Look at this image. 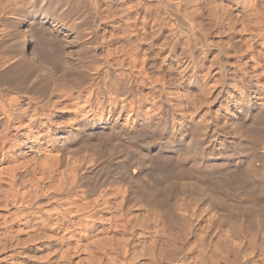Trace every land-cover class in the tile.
Instances as JSON below:
<instances>
[{
    "label": "bare ground",
    "instance_id": "bare-ground-1",
    "mask_svg": "<svg viewBox=\"0 0 264 264\" xmlns=\"http://www.w3.org/2000/svg\"><path fill=\"white\" fill-rule=\"evenodd\" d=\"M78 1L80 2V0ZM78 1L76 3L74 0H0V46L1 45L7 46L6 48L7 52H5L4 54L2 53L0 54L1 55L0 56V174L5 175V180L10 184L11 189H13V195L11 197L14 196L15 198H18V200L22 199L21 203L25 204L24 206L30 209L31 207H35V206L39 207L40 205L48 202V200L52 199L54 195L55 197L58 196L57 194H61L62 196L67 195L69 196V198H71L70 195L72 194L76 195L77 199L79 198L80 201L77 200L68 201L69 199H67L68 197L66 196L67 204L65 203L66 207L63 205V207L65 208H62L64 210L62 211L63 215L60 219V222H59V218H57L59 222V224H56L57 227L60 228V230H62L61 228H63L64 231L65 228L67 230L68 228L74 226L75 219L73 218L78 214L80 215V213L86 214L85 216L90 217L95 221L97 219H100L102 221L107 222L108 223L107 232L109 230H116V231L121 230L124 232L126 231L129 232L130 230L133 231L132 229H134L135 226L137 227V224H139L143 230H147L145 228H148L147 226H149L151 222H156V223H158L159 221L166 222L165 220L167 218L166 216L168 215L170 216V214L171 216L173 215L175 218L176 216L177 217L179 216V218L183 217L185 220L186 219L190 220L191 218L197 215H198L197 217H200L199 215L204 214L207 217V221L211 223L209 229L207 230V235L210 237L213 236L214 235L213 233L217 232L216 231L217 226L216 224H214L213 226V223L216 221L215 218L218 214H217V209L210 202L211 200H214V194L210 192L211 189L208 190V188L204 189L202 187L201 188L203 189V191H201L202 194L199 193L200 198L202 195H203L202 197L205 196V200L207 202L206 201L204 202L203 201L204 199H202L203 202H200L198 197L193 198L192 195L193 199L190 198V200L193 201L185 200L179 206L181 209V212H179L176 211L173 205H170L172 197H170L171 198L170 199L167 195L165 194L159 195L160 193L159 194L155 193L154 192L155 190L154 191L152 190L153 183L151 182V180L148 179L149 186L148 185L144 186L143 184L141 185L142 191L140 192L142 193L144 192V195L141 194L142 195L141 197H139V195L137 194V191L135 190L136 187L134 186L135 185L137 186V184L140 183V172L143 170V168H145V166L146 167L149 166V168H152L154 166L156 169L158 167L159 170L164 169L167 171L166 173L169 176L171 174H174V172L177 171L178 168L182 167L188 160L191 161L190 164L194 168L202 167L203 164L210 161L216 162L213 165H217L220 163L223 164L230 160L231 161L233 160V162L237 161L235 163L238 165L239 168L233 169L232 171L230 170L231 173H233L232 174L233 176L234 174L240 175L241 173L245 172L246 168L243 169L240 167V165H244V163L246 162L248 168L245 173L247 174L250 173L254 175L253 177L255 176L260 177L259 174L261 173V171L264 172V130L261 129V127H259L260 125L253 126L251 122H249V124L247 122V126H245L246 123L244 125L242 122H244L243 121L244 118H251V116L254 117L255 115L253 114L256 112L258 114V117L256 116L258 121L259 120L262 121L261 118L263 119L264 117L260 115V113H263L264 115V81H262V79H264V68H263L264 62L262 61L263 58L261 60L259 56H255V55L251 57L253 63L250 64L249 66H251L252 69L258 72L259 74L258 76L256 73H254V71H252L253 74H256V76L259 77L258 78L255 76L256 77L255 81L253 80L254 77L252 78L253 75L250 76V69H246L244 67L243 68L238 67L239 69L237 68L236 70L232 69L234 66L229 65L230 63H232V62L229 63V61L228 62L225 61V63L228 64L223 63L224 65H222L221 62L220 63L221 66H219V68H216V73L214 72L215 74H217V72L220 74L219 75L220 78H218V81H216L215 78H214L215 80L212 78L215 81L214 82L215 84L213 82L212 84H214L213 88L216 87L218 89L220 88L217 94L215 93L216 94L215 99L221 100L222 103L221 105L225 107V109L222 111V113H225L226 115V118H224L226 119L224 123L229 127H231L230 129L233 130L234 135L238 136L239 139H243L240 146H238V149L236 148L235 150L232 149V152L229 153V151L226 152L225 148H229L232 145L231 143L236 144V142L229 141L230 139L228 138L227 140L226 137H221V140H219L218 138H220V135L223 134L219 132L218 130L219 126L217 127L216 124H212V122L214 121H212L211 124H207L203 120L197 119V116L194 114L197 109V106L203 103L202 98L198 97L197 94L198 92H196L193 86L194 84H196L197 77L199 76L195 71L196 70L195 68L197 66L195 64L200 62L199 59L198 62H196L195 59L197 57L195 58L191 52L189 53V51L186 50L187 53H189L187 57L188 62L186 64L181 65L182 69L180 68L181 69L180 71L179 69L176 70L177 72L179 71V77L177 79H174L176 78L175 75L173 76L174 78H172L171 75V78L174 79L173 80L174 82L172 81V83H168V81L164 77L156 78L152 75L153 72L151 74L148 73L149 69L147 71L148 68L147 66L151 64V63L149 64L151 59L153 60L155 56L156 57L158 56V53H156L155 52L156 50L154 49L155 48L154 45L157 43L155 42V44L153 45L151 44L153 42L151 43L146 42L147 38L144 37V34L147 31L146 29L147 27H144L145 25L142 26L143 24L141 25L139 24L137 26L135 25V23L131 24L130 21L129 23L115 22L116 24H114L112 29L110 28L111 32H109L110 33L109 35H107L106 32L103 33L104 31L103 28L99 27L100 25L98 23L100 21L99 22L96 21V23L99 26L95 24L94 25L92 24L93 26H91V24H89V26L91 27L84 29L85 28L84 25L80 24L81 22L79 23L77 21V19L80 18L79 16L82 17L81 14V12H83L82 5H85L86 7L91 6L92 8V5L93 6L96 5L97 4L96 2L98 0H81L80 3H78ZM82 1H85V3L83 2L84 4H81ZM107 1L109 2V6H111L110 8L108 6L109 9L115 6V5L113 6L114 0H107ZM120 1L126 3L125 2L126 0H120ZM139 2L143 3L142 0H140ZM97 6H102V5L98 4ZM97 6H95V10ZM122 6H124V8L126 7L125 4ZM167 6L170 7L169 5ZM133 7L134 5L133 6L131 5L129 8H133ZM89 8H86L87 9L86 11H88ZM164 8H166V6ZM39 10L40 12H38ZM92 12L90 14H92ZM26 14L31 15L33 17L37 16L38 14L45 19L44 23H49V25L39 26V24L38 25L29 24L28 27L32 26L30 32H29L30 28L28 27H27L28 29H22L21 25L26 19L25 16ZM85 14L83 16L87 15ZM93 14H95V12ZM108 14L107 16L110 15ZM13 16L15 17L17 16L18 18L15 19V17ZM89 18L91 19V17ZM10 19H12L13 24L17 26L15 30L13 29L9 30L8 29L9 27L5 25L7 21H10ZM95 20L96 19H94V21ZM98 20L100 19L98 18ZM190 21L191 20H189V22ZM194 25L195 24L193 25L188 24V28H185L186 32L184 31L185 32L184 34L188 33V35L190 36V37L188 36L189 38L194 37L193 40H195L196 38V41H194L196 43L198 38L197 35H199L201 31H199L200 33H198L197 28L193 27ZM67 30L68 32L71 31V33L74 34L73 40L78 41L79 43L81 40H83V43L85 45L83 44L81 46V49H79L81 51L74 52V50L71 51V49H69L67 43L70 37L66 33ZM106 30L110 31L109 29H107V27ZM12 39L14 40V42L9 43ZM205 41L207 45V39ZM210 43L208 41V44ZM163 45L165 46V44ZM163 45L161 48H164ZM196 45L198 46L197 43ZM98 46L102 48V51L100 49L101 52L98 55L93 54L94 62L92 64L89 63V65L86 66L84 65L83 70L81 69L83 72L80 71L82 72L81 74L85 76L84 79L83 77H81V79L79 78L80 81L78 82L72 81L73 82L72 84L69 81L70 83L68 84L67 83L68 80H65V82L63 81L65 75L63 76L62 74V78L60 76L59 77L57 76L60 75V73L58 72H63L66 69H70L74 67V64H78V65L82 64L81 62H83L84 59L81 56L78 58L80 52L82 55L83 53H87L88 47L95 49ZM177 46L178 45L176 44V47ZM156 48L158 47L156 46ZM213 48H215V46ZM157 50H159V48ZM170 53L174 54L173 51ZM186 54H184V56ZM171 55L172 54H170L169 56L171 57ZM179 59H177L178 62L177 60L175 62L180 63L181 60L179 61ZM217 59L218 58H216V60ZM40 60H42V62H40ZM183 61L184 60H182L181 62ZM210 63H208L207 66ZM234 63H236V61ZM171 66L172 64H170L169 68ZM169 68L167 69L169 70ZM191 68H192L191 75H189V78L187 77L188 79H185L186 78L185 75H187L186 73L188 69ZM204 69H207L208 71L207 73H205L208 78L213 77L214 69L213 70H209L208 68H204ZM231 70H235V71L232 72ZM36 71L38 74L35 77L34 76L32 77L31 76L33 75L32 72H36ZM173 72H175V69ZM236 72H239V74ZM151 76H153L154 78H152ZM237 76L239 79L237 78ZM30 77H32L33 79H30ZM28 78L30 82V85L28 86L29 88L27 87L28 90L26 89L22 90L24 89V87L22 88V85L23 83H25L24 82L25 80H28ZM204 79L206 78L203 77V80ZM206 80L204 81L206 82ZM209 82L211 81L209 80ZM198 84L196 85L199 86ZM49 85L50 87L52 85L53 86L50 88ZM145 86L147 89L146 91H143ZM205 88H207L208 91V87H206L205 84L200 91L198 90L199 92L203 93L202 94L203 97L205 96L204 94L208 93ZM209 89L214 90L211 89V87ZM21 92H22L21 95H17L20 94ZM55 92L58 93L57 94V96L59 97L58 99L57 97L55 98L54 95ZM63 98L65 99L67 98V100L71 99L72 101L74 100L76 101L74 102L73 105L74 108L72 107V110L69 114L70 115L69 122L68 123L65 122L64 124H60L59 122L58 124L56 122L57 123L56 124L53 122L54 120H51L50 118L51 115L50 109L55 106L58 107L57 104L60 103L61 99L63 100ZM207 100L208 99H205V101ZM209 102L210 101L208 100V103ZM204 113L207 114L208 112L204 111ZM217 118H220V116ZM253 120H255V118ZM221 121L223 122V120ZM254 122L255 121H253V123ZM51 125L52 127L50 128ZM44 127H46L47 130L46 133H43ZM49 131H51L53 134L50 133ZM143 132H150L152 134L159 136L163 135L165 132L166 133L164 137L165 141L161 140L160 138V142L162 141L161 144L162 143L165 144L167 150H171V153L174 155L175 159H173L172 157V160L171 159L167 160L166 157H164V154H157L154 152L152 154V151L149 148L150 146L148 145L147 147V145H144L141 142L142 140L139 139V135ZM107 139L112 140L111 142H113L114 148H116L115 146L118 147L124 145L125 143L126 145L128 142L129 143L127 148H123L124 150L121 149L123 153L121 154L119 153L120 155H116L112 159L110 158L106 159L104 157V152L105 149L107 148L104 145L107 144L105 143ZM121 150H117V151H121ZM157 150L158 152H160L161 148L158 147ZM239 150L245 153L244 156L240 155L241 153L239 152ZM18 151L19 153L23 152L24 154L21 155L24 156L25 153H29V156L32 155L33 160H30L31 157L29 158V156H27L28 160H23L25 158L24 156H22V158L24 157L23 159H20L17 153ZM10 158L12 159L9 160ZM107 160L108 163L109 162L111 163L110 168L111 166H116V168L114 169H116V171L117 169L119 170V175L114 177L113 180L107 183L105 186L100 187V189L98 190V194L94 198H92L93 196H91V189L84 187L85 179L89 175H91L99 166H101L103 163H106ZM255 161L259 162V165L257 163L255 164ZM174 162H176V165L174 164ZM198 172L200 173L201 170ZM111 173L112 172H109V176L113 175V173L112 174ZM262 176L261 178L264 181V175ZM1 180L2 179L0 177V183ZM201 182L204 183L205 179L202 180ZM27 185H29L30 187H27ZM181 185H182L181 188L184 192L189 190L188 188L189 183L183 182ZM263 185H261L262 186V188L260 189L261 193L259 192L258 193L260 194L259 195L260 200L264 202ZM25 187L27 188V190ZM6 188L8 187L6 186ZM135 193L138 196L137 195L134 196ZM176 193L178 195V192ZM192 193L196 194L198 192L193 191ZM6 194L4 195L6 196ZM197 195L198 194L194 196ZM165 196H167V198ZM137 197L142 201V203L140 204L138 202L137 204L138 208L140 207V209L145 212L143 218L140 217V219H134V216L132 214L133 206L131 207L130 205L131 203L129 204V202H133L131 201L132 199L135 201L134 198ZM63 198L65 200V197ZM7 199L8 198L6 197V200ZM9 199H10V194H9ZM16 200L17 199H15V201ZM18 205L20 206V204ZM216 207L218 208V205ZM32 210L33 211L30 212V215L28 214L25 218L24 216L23 218H20V216L22 217V215H19L18 212L17 214L19 217L16 216L17 214L16 215L14 214V217L12 216L11 219L12 218L14 219L16 216L17 218H19L21 224H23L22 229H24L25 231L34 230V232L35 231L37 232L40 224L44 225L45 227L46 224L47 225L49 224L50 220L49 222L48 220H45V222L41 221V223H39L40 221L38 222L39 220L38 217L40 216L35 217L37 215L36 212L38 211V209L37 211H35L34 208ZM47 210L50 211L51 209L49 208ZM54 211L55 210H53L51 213H53ZM256 211H257V216H259V219L258 220L256 219L257 220V222L255 221L256 223L253 222L254 225L252 222H249L248 220H244V221L242 220L241 223H236L233 225V227H230V229L227 230L228 233L225 232V234H227L228 237L230 235H233L232 233H235V235L239 239V244H237V247L231 246L230 249V246H228L227 236H226L225 238L227 242L226 244L227 248L223 247V249L224 248L227 249L226 250L227 257L231 258V261L235 264H255V263L257 264V262L253 260L250 252L247 251L246 248L248 247L244 248V244L246 243V241H248L250 247L251 246L256 247L259 244L258 242H260L258 241V239L260 238L262 239V242L264 241L263 240L264 239V209L263 208L257 209ZM24 212L22 213L24 214ZM28 212L29 211H27V213ZM74 212H80V213L74 214ZM71 213H73L74 216L71 215ZM24 215H26V213ZM48 215H47L48 218L46 217L47 219L52 217L50 213ZM56 215L54 216L53 214L54 219ZM57 217H59V214ZM84 219L82 220L84 221ZM86 220H88V218ZM142 220L143 222H141ZM134 221H136L135 224ZM87 222L84 221L83 223H85V225L90 228L89 231L91 229L94 230L95 225L92 223L90 224L89 221ZM167 222L169 221L167 220ZM192 223H191L192 226L191 225L189 226L193 227ZM5 224L7 225V222ZM12 224H14L13 220H12ZM170 224L169 227H171ZM1 225H3L2 222ZM76 225H78V223ZM139 225L138 227H140ZM20 226L21 225H19V227ZM191 227L181 228L176 230L171 229L172 232H170V234L178 235V238L179 237L181 238L184 237L186 233L188 234L190 231H192ZM17 231L20 233L22 230L21 231L17 230ZM127 233L124 234L127 235ZM125 235L121 238H124ZM127 237H129V235H127ZM69 238H71V236ZM211 238L207 237L206 240H204L205 243H203V239H202V243L205 246L202 244L203 246H202L201 254L199 256L201 261L203 262V263L201 262V264H205L204 257L208 255L206 254L207 251L206 245L210 246ZM113 239L115 241V238ZM117 240L115 242L111 240L110 242L111 246H109L108 243V246L110 247V249H112V251H115L117 248L120 249L121 248L120 245H122L121 243H124L121 240L120 242H117ZM123 240L125 241V243L122 245V247H124V250L127 251L128 249L127 247L131 244L130 240L129 238L126 237ZM105 246H104L105 248H108L107 245ZM65 255L64 257L66 258ZM209 257L211 258V256ZM68 258H70V256ZM214 262L211 261L212 264H215ZM207 264L210 263L207 262Z\"/></svg>",
    "mask_w": 264,
    "mask_h": 264
},
{
    "label": "rangeland",
    "instance_id": "rangeland-1",
    "mask_svg": "<svg viewBox=\"0 0 264 264\" xmlns=\"http://www.w3.org/2000/svg\"><path fill=\"white\" fill-rule=\"evenodd\" d=\"M74 1L77 3L78 0H74ZM139 1L140 0H126L125 1L126 3H123L120 0H114L113 6L115 5L116 7L114 6L115 8L112 7L111 9H109L111 6H109V2L107 0H103V1L98 0L96 2L97 3L96 5H94V6L92 5V8H91V6H89L91 8V10L89 7L82 5L83 6L82 11L83 12H81V14H82L83 18L78 15L80 18H78L77 21L79 23L81 22L80 24L84 25V27H85L84 29H87V28L93 26L94 24L95 25L99 24L100 26L99 25L98 26L103 28V30H104V31L103 30H101V31H103V33L106 32L107 35H109L110 34L109 32H111L110 28L112 29L114 24H116L117 22L129 23V21H130L131 24L135 23V25H137V26L139 24L140 25L143 24L142 26L145 25L144 27H147L146 28L147 31L149 30L148 32L147 31L145 32L146 35L144 34V37L147 38L146 42L147 43L153 42V43H151L153 45L156 42L157 44H155V45L159 48V50H157L158 48H156V46L154 45L155 48L154 47L153 48L156 50V51L155 50L154 51L156 53H158V56L157 57L155 56L156 58L154 57L153 60L151 59L149 64L151 63L152 65L150 64L147 66L148 67L147 71L149 69V71H148L149 74H151L153 72L152 75L156 78L157 77L158 78L164 77L168 81V83H172V81L174 79H177L179 77V71L182 69L181 65L186 64L188 62L187 57H188V54L191 52L195 58L197 57L196 58L197 60L195 59V61L198 62V59L200 61L197 64H195V65H197L195 68L196 69L195 71L199 75L197 77L196 84L199 83L198 84L199 86H197L196 84H194L193 86H194V89L196 90V92H198L197 93L198 97L202 98V102L203 103L206 102L205 104L201 103L199 106H197V109H196L194 114L197 116V119H201L207 124H211V122L214 121V122H212V124H216L217 127L219 126L218 127L219 132L223 133L220 135V138H218L219 140H221V137H226L227 140L229 138L230 139L229 141L236 142V144L231 143L232 147L230 146L229 148H225L226 152L229 151V153H231L232 149L233 150H235V148L238 149V146H240L243 139H239L238 136L234 135L233 130L230 129L231 127H229L228 125H226L224 123L226 120V119H224V118H226V115H225V113H222V111L225 109V107L223 105H221L222 104L221 100L215 99V95L217 94V92L220 88L219 89L217 87H216L217 89L213 88V86L215 84L214 80L216 79V81H218V78H220V76H219L220 74L218 72H217L218 75L215 73H216V68H219V66H221V64H220L221 62H222V65H224V64H228V63H225V61L226 62L229 61V63L230 62L233 63V64L232 63L229 64V65L234 66V67L232 66L233 67L232 69L236 70L238 67L239 68L244 67L246 69H250V76L253 75L252 78L253 77L255 78V79L253 78L254 81L256 80V77L259 76L258 72L253 70L252 67L249 65L253 63V61L251 60V57L254 55L259 56V58L261 60L263 58L262 61L264 62V40H263L264 39V0H203V1L202 0H142L143 3H140ZM80 2H81V0H80ZM80 2L78 1V3H80ZM83 2L85 3V1H82L81 4H84ZM107 2H108V4H107ZM98 4L102 5V6H97ZM124 4L127 7V9H126V7L124 8V6H122ZM131 5L132 6L134 5V7L129 8ZM167 5H169L170 7H168ZM95 6H97L96 10H95ZM108 6H109V8H108ZM165 6H166V8H164ZM85 7L89 8L88 11H86L87 9ZM84 8H85L86 12L84 11ZM97 8L98 9L100 8L99 9L100 12L98 11ZM256 8H257V10H256ZM38 12H40V10ZM91 12H92V14H90ZM94 12L96 15L93 14ZM83 13L84 14L86 13L88 16L86 14L85 15L88 18L86 16H83L84 15ZM107 14L109 16H107ZM99 15H101V16H99ZM25 16H26V19L22 23L21 28L22 29L30 28L29 32L31 31V27H32V26L28 27L29 24L30 25L31 24L32 25H34V24L38 25L39 24V26L40 25L41 26H48L49 25V23H44L45 19L38 14L35 17L28 15V14H26ZM94 16H95V18H94ZM13 17H15V16H13ZM89 17H91V19ZM17 18L18 17L16 16L15 19H17ZM98 18L100 20H98ZM94 19H96V20L94 21ZM188 19L191 21L189 22ZM40 20H42V21H40ZM96 21L97 22L100 21V22L97 24ZM90 22H92V23H90ZM86 23H88V24H86ZM192 23L195 24L193 27L197 28L198 33H200L199 31H201V33L199 35H197L198 38H197L196 43L198 44V46L194 42V41H196V38H195V40H193L194 37L189 38L190 36L188 35V33L184 34L186 32L185 28H188V24L193 25ZM244 23H246V24H244ZM89 24H91V26H89ZM5 25L7 27H9L8 28L9 30H12V29L15 30L17 27L15 24H13L12 19H10V21H7V23ZM109 25H112V26H109ZM106 27L110 31L106 30ZM161 29H163V30H161ZM158 31H160V32H158ZM66 33L70 37L69 41L67 43V45L69 46V49H71V51L74 50V52L75 51L76 52L81 51L79 49H81V46L84 44L83 40H81L82 42L80 41V43H79L78 41L73 40L74 34L71 33V31L68 32V30H67ZM248 37H250V38H248ZM200 38L204 42H202L200 40ZM188 39H190V40H188ZM206 39H207V45H206V41H205ZM148 40H149V42H148ZM161 41L164 43H162ZM208 41H209V43L210 42L211 43L208 44ZM12 42H14L13 39L9 43H12ZM7 43H5V44H7ZM158 43H160V44H158ZM161 44L162 45L165 44V46L163 45V47L165 49L161 48L162 47ZM176 44L178 45L177 47H176ZM195 45H196V47H195ZM1 46H0V51H1L0 54L1 53L4 54L5 52H7L6 51L7 46H2V47ZM214 46H215V48H213ZM83 49H84V47H83ZM95 49L88 47L87 53H83L82 54L83 56L81 55V52H80V55L78 56V58L81 56L84 59V61L81 62L83 65L82 64H79V65L74 64V67H72L70 69H66L63 72H58V73H60V75H57V76L58 77L60 76L62 78V74H63V76L65 75L64 76L65 78L63 79V81L65 82V80H68L67 81L68 84L70 82L72 84L73 83L72 81H75V82L80 81L81 77H83V79H84L85 76L83 74H81L83 72L82 70L84 68V65L85 66L89 65V63L92 64L94 62V55L95 54L98 55L102 51V48L100 46L96 47ZM100 49H101V51H100ZM186 50L189 51V53H187ZM172 51L174 52V54L170 53ZM168 54L169 55L172 54L171 57ZM184 54H186L185 55L186 58H185ZM89 55L90 56L92 55V56L90 57ZM162 56H164V57H162ZM172 56H174V57H172ZM213 57H214L215 61L213 60ZM216 58H218L220 60V62L218 59H217L218 60L217 61ZM177 59H179V61L180 60L181 61L184 60V61L183 62L180 61L181 64L176 63L175 61ZM210 61L212 64L210 63ZM235 61H236V63H234ZM40 62H42V60H40ZM177 62H178V60H177ZM202 63H204V64H202ZM208 63H210L211 65L209 64L207 66ZM170 64H172V66H171L172 68L170 67L171 70L169 68ZM198 64L200 65V67ZM177 65H179V66H177ZM166 66H167V68H169V70L166 68ZM204 68H208L209 70L214 69L213 77L208 78L207 75L205 74L208 71H207V69H204ZM263 68H264V63H263ZM174 69H175V72H173ZM178 69H179V71L177 72L176 70H178ZM200 69H202V70H200ZM165 70H166V73H165ZM235 70H231V71L234 72ZM80 71H82V72H80ZM252 71H254V73H256L258 76H256V74H253ZM259 71H260V69H259ZM251 72H252V74H251ZM191 73H192V68L188 69V71L186 73L187 75H185L186 76L185 79H188L189 75H191ZM236 73L239 74V72H236ZM32 74L33 75H31V73H30V75L32 77L33 76L35 77L38 73L36 71V72H32ZM80 74H81V76H80ZM166 74H168V75H166ZM176 74H177V76H176ZM171 75H172V78H174L173 77L174 75L176 78L172 79ZM205 75H206V77H205ZM153 76H151V77L154 78ZM217 76H219V77H217ZM32 77H30V79H33ZM203 77L206 78L208 81L206 79H204V80H206V82H205L203 80ZM212 78L213 79L215 78V79L213 80ZM237 78H238V76H237ZM209 80L211 82H209ZM262 81H264V79H262ZM24 82L25 83H23V85H22V88L24 87V89H22V90H25V89L28 90V88H29L28 86L30 85L29 78H28V80H25ZM212 82L214 84H212ZM204 84L206 85V87H208V91H207V88H205L208 93L204 94L205 96L203 97L202 96L203 93L199 92V91L201 90L202 87H204ZM209 86L211 87V89H214V90H210ZM49 87H50V85H49ZM146 89L147 88L145 86L143 91H146ZM22 90H20V91H22ZM21 94H22V92L20 94H17V95H21ZM57 94L58 93H56V92L54 93L55 98L57 97V99H58L59 97L57 96ZM205 99H208L210 102L208 103V100L205 101ZM75 101L76 100L72 101L71 99L67 100V98L66 99L63 98V100L61 99V102L57 104L58 107L55 106V107H52L50 109L51 120H54L53 121L54 123H56V122L57 123L59 122L60 124H64L65 122L68 123L69 119H70L69 114L72 110V107L74 108L73 105H74ZM52 109H53V111H52ZM154 109H157V108H154ZM198 109L200 112L198 111ZM218 110L220 113L218 112ZM204 111L208 112V113L205 114ZM52 112H53V114H52ZM215 113H217L219 115H217ZM200 114H202V115H200ZM253 115H255V116L254 117L251 116V118H244L243 119L244 122H242V123L244 125L246 123L245 126H247V122H248V124H249V122H251V124L253 126L260 125L259 127H261V129L264 130V117H263L264 115H263V113H260V115H262V117H263V119L261 118V120L263 122L260 120L259 121L257 120V117H258L257 112L254 113ZM212 116H214V117H212ZM219 116H220V118H217ZM223 116H225V117H223ZM254 118H255V120H253ZM221 120H223V122ZM252 120L255 121L254 122L255 124L253 123ZM256 122H258V123H256ZM51 127H52V125L50 126V128ZM46 132H47L46 127H44L43 133H46ZM49 132L52 133L51 131H49ZM232 133H233V135H232ZM165 135H166L165 132L161 136L152 134L150 132H143L139 135V139H141L142 140L141 142L144 145H147V147H148V145L150 146L149 148L151 149L152 154H153V152L157 153V154H164V157H166L167 160H169V159L172 160V157H173V159H175L174 155L171 153V150H167L165 144L164 143L161 144L162 141L160 142V138H161V140L165 141V138H164ZM219 140H218V142H219ZM111 141L112 140L107 139V141L105 142L107 144L104 145L107 148V149H105V152H104V157L106 159H109V158L112 159L116 155H120L121 153H123L122 152V150H124L123 148H127L128 143H129L128 142L127 145L125 143L124 144L125 146L124 145L118 146V147L115 146L116 148H114L113 142H111ZM107 145L110 149L107 147ZM158 147L161 148L160 152H158V150H157ZM117 150H121V151H117ZM239 152L241 153L240 154L241 156H244V154H245L244 152H242L241 150H239ZM17 153H18V156L20 159H23L24 157L26 158L27 156H29V153H25V156L21 155V154H24L23 152L19 153V151H18ZM26 154H28V155H26ZM22 156H24V157L22 158ZM30 157H31L30 160H33L32 155H30L29 158ZM25 158L23 160H28V157L26 159ZM11 159L12 158H10L9 160H11ZM190 162H191L190 160L186 161V163L182 167L178 168L177 171L174 172V174H171L172 176L171 175L168 176V174L166 173L167 171L164 169L159 170L158 167L156 169L154 166L152 168H149V166H147V167L145 166V168H143V170L140 172V183L137 184V186L135 185L134 187H136L135 190L137 191V194L139 195V197H141L142 195H144V192L143 193L140 192V191H142L141 185L143 184L144 186L145 185L149 186L148 179L151 180V182L153 183L152 184L153 185L152 190L153 191L155 190L154 191L155 193H158V194L160 193L159 195L165 194L169 198L172 197V199L170 198L171 199L170 205H173V207L176 209V211H179V212H181V209L179 206L185 200L189 201L190 198H192V195H193V198L198 197L200 202H203V201L205 202L206 201L205 196L202 197L203 196L202 195L201 198L199 196L200 195L199 193L202 194L201 191H203V189H201V188L202 187L204 189L208 188V190L211 189L210 192L214 194V200H211L210 202L215 206V208L217 209V214H218L215 218L216 221L213 223V226H214V224H216V226H217V230H216L217 232L213 233L214 235L211 236L212 238L207 235V230L209 229V226L211 225V223L209 221H207V217L204 214L199 215L200 217H197L198 215L194 216L190 220H188V219L185 220L183 217L179 218V216L178 217L176 216V218H175L173 215L171 216V214H170V216L169 215L166 216L167 217L165 219L166 222H164V221H161V222L159 221L160 223L159 222L158 223L151 222L150 223L151 226L149 225V226H147L148 228H145L147 230H143L142 227L139 224H137V227L135 226V228H134L135 231H134V229H132L133 231L130 230L129 232L128 231L124 232L121 230L120 231L109 230L107 232V227H108L107 222L102 221L100 219H97L95 221V220L91 219L90 217L85 216L86 214H84V213L74 212V214L80 213V215L78 214L77 216H74L73 213H71V215L74 216L73 219L76 220V221L74 220L75 224L73 227H71L72 229L68 228L66 230V228H65V231H64V229L61 228L62 230H60V228H58L56 224H59L60 219L63 215L62 211L64 209H62V208L66 207L67 199H69L68 201H70V200L80 201L79 198L77 199L76 195L72 194V195H70L71 198H69V196H67V195L62 196L61 194H57L58 195V196H56L57 199L54 195L53 198L51 197L52 199H50V200H48V202H46L47 204L44 203V204L40 205L39 207L35 206V207H31L29 209L28 207L24 206L25 204L21 203L22 199H19L20 200L19 201L18 198H15L13 196L15 199H17L15 201V199L13 197H11L13 195V189H11L10 184L5 180V175L0 174V177L2 179L1 183H0V264H124V263L125 264H166V263L167 264H169V263H171V264H175V263L176 264H201L202 261H201L199 256L201 254L202 246L204 245L203 243H205L204 240H206L207 237L211 238V244H210L211 247L209 245H206V249L208 252L209 251H212V252L208 253L206 251V254H208V255L206 256L207 260H206V257H204V259H205L204 263L205 264H207V262L212 264L211 261L212 262L215 261L214 262L215 264H235L231 261V258L227 257V254H226L227 245L226 244L228 242V246H230V249H231V246L237 247V244H239V239L235 235V233H232L233 235L229 236V237H231V236L232 237L229 238L228 235L225 234V232L228 233L227 230L230 229V227H233V225L236 223H241L242 220L243 221L248 220L249 222L256 223L257 220L259 219V216H257L256 210L262 209V208L264 209V202L262 200H260V198H259V195H260L259 193H261L260 189L262 188L261 185L264 184V181L261 178V176L264 175V172L261 171V173L259 174L260 177L257 176L258 178L255 176L257 178L256 179L255 177H253L254 175L250 174L249 172H248L249 174L245 173L247 168H248V165H246L247 163L245 162L244 165H240L241 168H243V169L246 168V170L244 172L245 174L244 173H241L240 175L234 174V176H233L232 175L233 173H231V171L233 169L239 168L238 165L235 163L237 161L233 162V160L232 161L230 160V161H228L229 163L228 162L223 163L225 165H223L222 163L217 164V165H213L216 162L210 161V162L203 164L202 167H197V168L192 167ZM109 163L107 160L106 163H103L101 166H99L91 175H89L85 179L84 187L91 189V196H93L92 198H94L98 194V190L100 189V187L105 186L107 183L111 182L114 177L119 175V170L117 169V171H116V169H114V168H116V166H111V168H110L111 163L110 164ZM256 163L259 165V162L255 161V164ZM174 164L176 165V162H174ZM244 166H246V167H244ZM157 170H159V171H157ZM197 170L198 171L201 170V172L199 173ZM109 172H112L113 175L109 176ZM198 177H200V178H198ZM243 177H245V178H243ZM260 178H261V180H260ZM170 179H172V180H170ZM204 179H205V182L204 183L201 182ZM262 181H263V183H262ZM183 182L189 183V186H188L189 190L188 191L190 193L188 191L184 192L182 190L181 184ZM199 184H200V186H199ZM6 186L8 188H6ZM27 187H30V186L27 185ZM168 188L171 190H169ZM263 188H264V185H263ZM3 189L7 190V191H4ZM26 190H27V188H26ZM179 191H180V194H179ZM193 191H197L198 193H196V194H198V195L194 196L196 194L192 193ZM176 192H178V195ZM4 194H6V196ZM9 194H10V199H9ZM137 194L135 193L134 196H136ZM167 196H165V197L167 198ZM6 197L8 198L7 200H6ZM63 197H65V200ZM75 197H76V199H75ZM134 199H135V201L132 199L131 201H133V202H129V204L131 203L130 204L131 207L133 206L132 207V210H133L132 214L134 216V219H140V217L143 218V215L145 214V212L143 210H141L140 207L138 208V206H137L138 202L140 204V203H142V201L140 199H138V197L134 198ZM202 199H204V200L202 201ZM17 201H19L20 203ZM190 201H193V200H190ZM18 204H20V206ZM205 204H207V203H205ZM45 205L48 207H46ZM63 205L65 207H63ZM217 205H218V208L216 207ZM136 206H137V208H136ZM20 207H22V208H20ZM56 207L59 209V212H58V209ZM33 208L35 211H37V209H38V211L36 212L37 215L35 214L36 215L35 217L40 216V217H38V219H39L38 222L40 221L39 223H41V221L45 222V220H48V222H49V220H50L49 224L48 225L46 224L45 227H44V225L40 224L37 232L35 231L36 233L34 232V230L33 231L32 230H30V231L26 230L25 231L24 229H22L23 224H21L19 218H17V217H19L18 214L22 215V217L20 216V218H23V216L25 218L28 214L30 215V212L33 211L32 210ZM35 208H37V209H35ZM49 208L52 211L53 210L57 211L58 213L55 211L53 213H51L52 212L51 210L50 211L47 210ZM52 208H54V209H52ZM39 209H41L43 211H41ZM24 210H25V212H24ZM21 211L24 212V214L26 213V215H24ZM27 211H29V212L27 213ZM45 211H46V213H45ZM41 213H43V214H41ZM49 213H50V215H52V217H53V214H54V216L57 214L55 219H54V217L47 219L49 216L48 215ZM60 213H61V215H60ZM14 214L15 215L17 214L16 215L17 217L15 216L14 219L13 218L11 219L12 216L14 217ZM58 214H59V217H57ZM42 215H44L45 217ZM135 215L136 216L138 215V216L136 217ZM41 216H42V218H41ZM81 217H82V219H84L86 217L84 219L85 222L89 221L90 224L91 223L94 224L95 225L94 230L91 229L89 231L90 228L88 226H86L85 223H83L84 221L81 219ZM239 217H240V219H239ZM44 218H46V219H44ZM57 218H59V222H58ZM87 218H88V220H86ZM12 220H13L14 224H12ZM77 220L78 221L80 220L79 222H81V223H79ZM167 220L169 222H167ZM239 220H241V221H239ZM16 221H18V222H16ZM1 222L3 225H1ZM6 222H7V225L5 224ZM141 222H143V220ZM170 222H171V224H170ZM192 222H194V223H192ZM198 222H200V223H198ZM77 223H78V225H76ZM135 223H136V221H134V224ZM191 223L193 224V227H191L192 226ZM254 223H253V225H254ZM18 224L21 226L19 227ZM169 224L171 225V227H169ZM8 225H10V226H8ZM79 225H81V226H79ZM138 225L140 227H138ZM178 225L182 226V227H179ZM189 225H191V226H189ZM80 227H82V228L85 227V228L82 229ZM190 227L192 228V231H190L188 233L189 235L186 233L185 236H187V237L184 236V237L178 238V235L170 234V232H172L171 229L176 230V229L190 228ZM86 228H88V229H86ZM40 229H41V231H40ZM17 230H19V231L22 230V231L19 233ZM73 230H74V232H73ZM173 232H176V231H173ZM124 233L125 234L127 233V235H129V237H127V235H125ZM223 233L225 234V236ZM123 234L125 235L126 238H129L130 243H131L129 245L130 247L129 246L127 247L129 249V250L127 249V251H125L124 247H122V245L125 243V241L123 240L125 237L121 238L124 236ZM80 235H81V237H80ZM70 236H71V238H69ZM226 236H227V242H226V238H225ZM109 237L112 239H110ZM113 238H115V241L118 239L117 242H120V240L122 242H124V243H121L122 244V245H120L121 248L119 247L120 249L117 248L115 251H112V249H110V247H109V246H111V243H110L111 240L113 242H115ZM174 239H175V241H174ZM202 239H203V243H202ZM224 239H225V242H224ZM260 239H258V241H260V242H258L260 245L258 244L256 247L251 246L252 247L251 248L248 241H246V243H245L246 245L244 244V248L248 247V248H246L247 251L250 252L253 260H255L257 262V264H264V241L262 242V239L261 240ZM170 240H171V242H170ZM230 241H231L232 245H231ZM108 243H109V246H108ZM217 243H218V245H217ZM224 243H225V245H224ZM180 244H181V247H180ZM102 245H104V246L107 245L108 248H105L106 246L104 247ZM247 245H249V246H247ZM200 246H201V248H200ZM191 247H193V248H191ZM223 247H226V248H224L225 250L223 249ZM4 248H5V250H4ZM252 249H254V250H252ZM124 251L126 252V254ZM67 254H69V255H67ZM64 255L66 256L67 259L64 257ZM67 256L68 257L70 256V258H68ZM209 256H211V258ZM210 259H211V261H210Z\"/></svg>",
    "mask_w": 264,
    "mask_h": 264
}]
</instances>
